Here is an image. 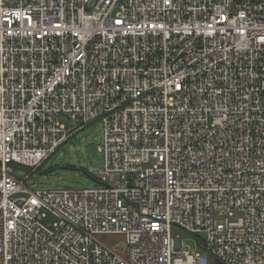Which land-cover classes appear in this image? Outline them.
I'll use <instances>...</instances> for the list:
<instances>
[{"label":"built area","instance_id":"1","mask_svg":"<svg viewBox=\"0 0 264 264\" xmlns=\"http://www.w3.org/2000/svg\"><path fill=\"white\" fill-rule=\"evenodd\" d=\"M94 123L96 183L26 184ZM216 260L264 264V0H0V264Z\"/></svg>","mask_w":264,"mask_h":264},{"label":"rangeland","instance_id":"2","mask_svg":"<svg viewBox=\"0 0 264 264\" xmlns=\"http://www.w3.org/2000/svg\"><path fill=\"white\" fill-rule=\"evenodd\" d=\"M101 142V124L94 123L80 130L38 168L26 181V184L33 189H57L60 187L81 189L96 183L88 172L97 173L103 164ZM28 172V170L25 171V173ZM46 220L53 221V217L48 216ZM172 232L181 234L192 249L196 245L192 237L183 229L173 226ZM100 238L110 244L124 241V237L121 235L102 234Z\"/></svg>","mask_w":264,"mask_h":264},{"label":"water","instance_id":"3","mask_svg":"<svg viewBox=\"0 0 264 264\" xmlns=\"http://www.w3.org/2000/svg\"><path fill=\"white\" fill-rule=\"evenodd\" d=\"M215 264H222V262L220 260H216Z\"/></svg>","mask_w":264,"mask_h":264}]
</instances>
